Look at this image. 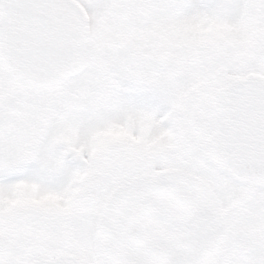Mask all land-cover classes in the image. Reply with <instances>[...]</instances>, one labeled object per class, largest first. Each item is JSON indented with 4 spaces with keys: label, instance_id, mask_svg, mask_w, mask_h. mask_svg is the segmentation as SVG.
<instances>
[{
    "label": "snow or ice",
    "instance_id": "snow-or-ice-1",
    "mask_svg": "<svg viewBox=\"0 0 264 264\" xmlns=\"http://www.w3.org/2000/svg\"><path fill=\"white\" fill-rule=\"evenodd\" d=\"M0 264H264V0H0Z\"/></svg>",
    "mask_w": 264,
    "mask_h": 264
}]
</instances>
